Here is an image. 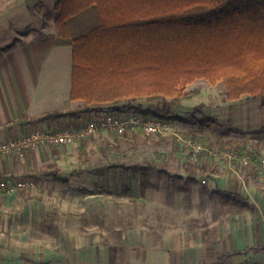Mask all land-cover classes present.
Returning a JSON list of instances; mask_svg holds the SVG:
<instances>
[{"label": "rangeland", "instance_id": "obj_1", "mask_svg": "<svg viewBox=\"0 0 264 264\" xmlns=\"http://www.w3.org/2000/svg\"><path fill=\"white\" fill-rule=\"evenodd\" d=\"M56 1L0 0V50L29 34L55 40ZM69 46L51 52L57 60L49 65L56 67L61 83L70 75ZM194 88L199 95L168 110L189 118L202 104L204 114L216 118L206 130L168 121L173 133L162 135L163 140L158 135L124 137L99 130L79 140L83 153L78 141L59 148L72 157L58 169L67 185H57L46 175L45 166L53 157L27 176L10 174L16 181L33 179L34 185L27 194L15 192L14 198L12 190H0V231L6 232L0 239V264H71V258L72 264H264L257 254L264 251L262 245L216 256H201L195 249L203 228L237 209L211 195L214 174L251 167L253 177L264 184V170L258 168L259 157H264V113L258 110L264 107V96L243 94L227 100L222 82L212 85L205 79L186 86ZM141 104L160 108L145 99ZM97 116L87 114L82 123ZM65 121L70 120L58 121L56 127L75 123ZM184 132L207 136L209 142L186 143L180 139L186 138ZM216 139L245 140L248 145L240 153L234 148L220 150L213 145ZM5 155L22 157L12 151L0 153ZM45 184L44 191L38 188ZM11 200L18 203L10 206Z\"/></svg>", "mask_w": 264, "mask_h": 264}, {"label": "trees", "instance_id": "obj_2", "mask_svg": "<svg viewBox=\"0 0 264 264\" xmlns=\"http://www.w3.org/2000/svg\"><path fill=\"white\" fill-rule=\"evenodd\" d=\"M54 28L57 44L71 46L69 98L82 101L67 113L68 122H75L69 127H79L83 112L100 115L123 105L122 112L134 116L206 130L216 118L205 115L202 104L189 118L168 110L200 94L198 88L186 89L196 79L222 82L227 100L264 96V0H57ZM142 99L160 108L143 106ZM60 116L52 111L40 120ZM183 134L191 141L209 142L207 136ZM213 145L240 153L248 141L216 139ZM78 148L83 153L85 146ZM47 175L68 183L54 164L47 166ZM210 193L236 206L234 214L255 209L239 193L218 187Z\"/></svg>", "mask_w": 264, "mask_h": 264}, {"label": "crops", "instance_id": "obj_3", "mask_svg": "<svg viewBox=\"0 0 264 264\" xmlns=\"http://www.w3.org/2000/svg\"><path fill=\"white\" fill-rule=\"evenodd\" d=\"M64 46L58 45L56 39L40 40L34 38L32 34L24 36L15 43L2 45L0 50V142L8 138L23 136L33 130L57 129V122L69 120L67 113L82 103L81 100L69 98L71 66L69 79H66L67 81L64 79V82L61 83L58 81L56 67L49 65L51 60H57V58L51 57L52 50L54 52L58 47ZM69 47L71 49V46ZM123 110H126V107L120 105L112 110H106L102 114L108 112L119 115L132 113L122 112ZM258 110L261 114L264 113V107ZM52 111H58L63 116L52 120H40L45 113ZM98 112L81 113L80 123L83 122V116H87V114L97 116ZM100 115L98 114V116ZM76 142L72 145H75ZM60 147L63 146L46 144L27 151L19 159L13 155L0 157V178L12 179L9 177L10 174L27 176L28 173L30 174V170L36 169L37 164L40 163V166L43 160L51 157H53V163L46 164V175L49 164L56 165L58 169H64L60 167V163L64 160L69 161L72 157L65 155L59 149ZM253 173L251 167H241L237 170L230 168L225 172L213 175L215 188L243 195L254 204L255 209L254 211L243 210L237 214L231 213L229 217L214 220L207 229L203 228L204 232L199 235V241L195 247L199 251V255L216 256L231 253L233 249L242 251L245 248L258 245L264 247V184L260 179H255ZM60 174L62 173L60 172ZM212 181H209L207 188H210L209 184ZM56 183L60 184V182ZM61 184L67 185L66 183ZM46 185H38V188H42L41 190L44 191ZM32 187L19 189L15 187L12 189L10 197L14 198L15 192L27 194V190ZM11 201V203L8 201L10 206L18 203H14V200ZM5 235L4 230L0 231V239H3ZM2 248L7 250L4 246ZM1 253L3 252L1 251ZM257 254L260 258H264V251ZM73 259L70 260L71 264ZM43 260L45 261V259Z\"/></svg>", "mask_w": 264, "mask_h": 264}, {"label": "built area", "instance_id": "obj_4", "mask_svg": "<svg viewBox=\"0 0 264 264\" xmlns=\"http://www.w3.org/2000/svg\"><path fill=\"white\" fill-rule=\"evenodd\" d=\"M99 130L112 131L117 135L144 134V135H165L173 133V127L168 121L156 118H143L130 114H117L108 112L105 115L95 117L79 127L63 125L54 130H33L19 138L9 139L0 142V153L14 152L23 156L27 151L36 149L43 145L67 146L74 144L77 140L91 136ZM180 138V137H179ZM186 143L192 141L188 138H180ZM194 147V145H192ZM258 168L264 169V157H259ZM33 185L31 179L20 181L11 178H0V190L10 192L13 188H26Z\"/></svg>", "mask_w": 264, "mask_h": 264}]
</instances>
